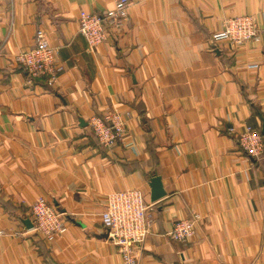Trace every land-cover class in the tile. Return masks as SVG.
I'll return each mask as SVG.
<instances>
[{"label": "crops", "instance_id": "obj_1", "mask_svg": "<svg viewBox=\"0 0 264 264\" xmlns=\"http://www.w3.org/2000/svg\"><path fill=\"white\" fill-rule=\"evenodd\" d=\"M115 2L0 0V264H123L102 213L132 189L152 205L138 264H264V148L253 158L240 142L252 128L264 144V0H130L127 24L91 50L81 12ZM244 16L257 40L212 43ZM40 29L63 67L53 87L16 61ZM111 110L128 127L108 149L90 119ZM39 197L64 235L26 224ZM178 220L196 222L190 243L169 234Z\"/></svg>", "mask_w": 264, "mask_h": 264}, {"label": "built area", "instance_id": "obj_2", "mask_svg": "<svg viewBox=\"0 0 264 264\" xmlns=\"http://www.w3.org/2000/svg\"><path fill=\"white\" fill-rule=\"evenodd\" d=\"M130 0H116L112 9L105 12L82 11L79 19V33L86 39L88 46L94 50L103 45L114 29L124 27L129 20ZM256 28L251 17H237L230 20L226 28L211 36L212 43L230 42L233 45H243L251 39H258ZM4 47L1 46L0 49ZM30 81L43 78L53 87L63 70L57 61V49L51 45L43 30H38L36 45L28 51L17 55ZM257 69L258 64L249 66ZM90 125L98 143L108 149L118 146L124 141L128 124L122 115L116 111L94 115ZM240 142L246 153L253 157L262 154L264 144L260 134L255 129L248 128L240 136ZM152 207L142 191L137 189L122 190L108 195L102 222L108 232L109 239L118 247L123 257V264H138L135 256L137 247L143 245L150 233L149 210ZM34 227L46 239L55 235H64L67 225L60 214L43 197H39L31 206ZM196 222L178 220L173 223L171 237L182 243H190L195 237Z\"/></svg>", "mask_w": 264, "mask_h": 264}, {"label": "water", "instance_id": "obj_3", "mask_svg": "<svg viewBox=\"0 0 264 264\" xmlns=\"http://www.w3.org/2000/svg\"><path fill=\"white\" fill-rule=\"evenodd\" d=\"M262 132L264 134V122H263ZM150 187H151V200L153 202H157L167 195L166 189L164 187L163 179L159 175H155L150 179ZM25 222L29 227L34 226V224L29 219L26 220ZM107 236H108V233H107Z\"/></svg>", "mask_w": 264, "mask_h": 264}, {"label": "rangeland", "instance_id": "obj_4", "mask_svg": "<svg viewBox=\"0 0 264 264\" xmlns=\"http://www.w3.org/2000/svg\"><path fill=\"white\" fill-rule=\"evenodd\" d=\"M233 19H234V18H233ZM230 20H232V19H230ZM230 20L226 21L225 28H226V26H227V24H228V22H229ZM225 28H224V29H225ZM224 29H223V30H224ZM221 31H222V30H221ZM229 43H230V42H229ZM232 45H233V44H232Z\"/></svg>", "mask_w": 264, "mask_h": 264}]
</instances>
